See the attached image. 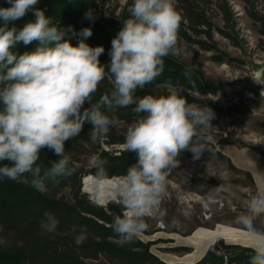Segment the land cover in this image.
Masks as SVG:
<instances>
[{"label":"clouds","instance_id":"clouds-1","mask_svg":"<svg viewBox=\"0 0 264 264\" xmlns=\"http://www.w3.org/2000/svg\"><path fill=\"white\" fill-rule=\"evenodd\" d=\"M7 3L10 7L0 8V179L45 193L49 184H59L76 171L66 142L78 137L86 124L90 141L104 142L121 123L116 110L131 107L136 118L126 128L124 143L137 159L114 187L123 214L110 227L119 245L133 243L150 227V218L165 215L161 201L170 171L185 150L200 158L207 149L200 130L214 118L210 108L190 104L171 82L167 95H135L163 73L164 58L176 50L182 17L175 0H132L129 18L111 41L108 65L100 62L104 47L85 42L91 28L82 29L78 35L83 38L73 45L65 38L71 27L55 24L36 7L39 0ZM29 12L34 19L17 28L15 22ZM85 16L90 19L91 11ZM33 42L32 51H13L18 44ZM189 74L185 70L184 75ZM106 75L112 87L94 101ZM45 148L59 157L49 167L38 163ZM106 163L92 157L98 178L106 176ZM193 211L188 207L183 214L189 217ZM262 217L264 192L253 195L236 217L253 253L248 264H264V229L257 226ZM58 226L54 214L44 213L43 232L55 233ZM71 231L77 233V245L86 241V228L74 224Z\"/></svg>","mask_w":264,"mask_h":264},{"label":"rangeland","instance_id":"rangeland-1","mask_svg":"<svg viewBox=\"0 0 264 264\" xmlns=\"http://www.w3.org/2000/svg\"><path fill=\"white\" fill-rule=\"evenodd\" d=\"M103 1L99 11L104 16L120 19L125 15L129 18L132 0ZM179 1L175 0V6L182 22L176 50L171 55L180 63L201 70L203 82L211 90L206 94L190 92L183 87H176V90L193 98L187 100L190 104L210 108L214 118L209 127L200 130L208 150L199 159H194L189 150L181 153L178 167L170 171L167 193L161 201L165 215L150 218V227L138 239L165 264H194L213 245L218 246L213 250L218 256L235 258L240 254V251L226 247H244L247 243L217 237L211 243V239L194 235L216 230L218 225L240 230L236 217L246 209L253 195L264 192L261 187L264 184V0H195L198 6L195 12L203 13L208 23L198 28L200 33L190 28ZM181 30L191 40L202 41L210 49L203 50L200 45L186 41L180 37ZM135 118L121 121L109 135L125 137L128 124ZM106 142L95 146L80 142L72 149L65 144V150L72 164L83 172L81 193L103 208L110 205L120 208L123 214L116 196L100 203L84 185L86 177L117 183L123 177L98 178L89 174L94 155L107 151L116 156L126 150L125 143ZM45 193L72 203L69 188H48ZM188 207L194 211L185 217L183 212ZM107 213L116 217L110 211ZM257 226L264 229V217L257 220ZM10 243L8 235L0 236L1 246ZM227 260L225 257L224 264ZM88 263L110 264L103 256Z\"/></svg>","mask_w":264,"mask_h":264},{"label":"trees","instance_id":"trees-1","mask_svg":"<svg viewBox=\"0 0 264 264\" xmlns=\"http://www.w3.org/2000/svg\"><path fill=\"white\" fill-rule=\"evenodd\" d=\"M179 1V0H178ZM182 1V2H181ZM186 18L189 20L193 32L200 33V26L208 25L205 15L197 14L195 0H180ZM103 0H39L36 7L45 11L47 17L53 18L54 23L61 28L71 27L72 31L67 34L66 39H71L76 45L80 37L78 34L84 28H91L92 35L86 39L92 47L103 46L105 52L100 57L103 65L110 63L109 50L111 41L122 28L123 20L104 16L100 11ZM10 7L7 0H0V8ZM91 11V18L85 14ZM34 16L29 12L24 18L15 22L17 28H21L26 22L33 20ZM121 20V21H120ZM3 25L0 19V26ZM11 26V25H10ZM73 32L77 35H73ZM207 33L208 32H202ZM180 37L201 46L203 50H209L202 41L191 40L188 34L180 31ZM36 42L27 46L18 44L13 51L22 54L25 51H32ZM185 70L189 75L185 76ZM110 76L101 82L93 100L112 87ZM169 82L176 87H183L190 92L206 94L211 87L203 82V73L199 69H193L177 61L171 54L164 58V71L151 84L143 89H138L136 97L145 95H167ZM163 85V89L157 86ZM186 100L193 99L184 95ZM87 106V105H86ZM116 115L120 121L128 120L135 116L131 107L119 108ZM90 126L85 125L81 134L73 140L67 141L68 148H75L80 142L95 146L89 139ZM107 144L122 143L125 137H114L108 134ZM99 156L106 160V176H124L128 168L136 162V154L124 150L119 155L112 156L107 151H101ZM52 151L47 148L41 151V159L38 163L43 167H49L50 162L58 159ZM74 166V165H73ZM76 171L70 177L61 179L59 184H49L48 188L62 189L69 188L72 203L63 199L51 197L33 189L30 185L8 179H0V236L10 237L11 243L3 247L0 245V264H89V260H95L103 256L110 264H165L149 252L148 245L143 244L138 238L131 244L124 246L116 242V237L110 227L114 218L107 213L120 216L121 210L115 206L103 208L90 202L80 191V180L83 172L74 166ZM89 174L96 176V169L93 167ZM50 212L59 220V226L55 233H45L40 228L44 219V213ZM83 226L87 231V239L82 244L75 243V235L71 231L72 225ZM218 246H211L205 255L194 264H226L234 262L248 264L252 250L238 245L227 246L226 249H235L240 254L235 258L226 255H216L213 250Z\"/></svg>","mask_w":264,"mask_h":264},{"label":"bare ground","instance_id":"bare-ground-1","mask_svg":"<svg viewBox=\"0 0 264 264\" xmlns=\"http://www.w3.org/2000/svg\"><path fill=\"white\" fill-rule=\"evenodd\" d=\"M117 184V182L113 180H102L98 181L94 179V177H86L84 181L85 189L90 192L91 194H94L95 197L98 199L100 203L105 202L108 196H115L114 194V187ZM203 203V202H202ZM205 203V202H204ZM230 229H223L221 227H217L216 230L210 231L205 230L202 233H195V237L202 238L205 236L209 237H215V236H228Z\"/></svg>","mask_w":264,"mask_h":264},{"label":"crops","instance_id":"crops-1","mask_svg":"<svg viewBox=\"0 0 264 264\" xmlns=\"http://www.w3.org/2000/svg\"><path fill=\"white\" fill-rule=\"evenodd\" d=\"M258 181H260V178H257ZM260 183V182H259ZM260 185V184H259ZM262 189H264V184L261 185ZM217 227H221L223 229H230L231 232H229V235L228 236H215V237H209V236H205V237H202V238H208V239H211V243L214 242V239L217 237L219 239H223V240H233V241H242V242H245L247 243L246 246L244 247H248V248H251L250 247V242L247 240L246 236L244 235V233L238 229H234V228H229V227H225V226H222V225H218ZM216 227V228H217ZM215 228V229H216ZM213 231V230H212ZM201 238V239H202ZM216 238V239H217Z\"/></svg>","mask_w":264,"mask_h":264}]
</instances>
